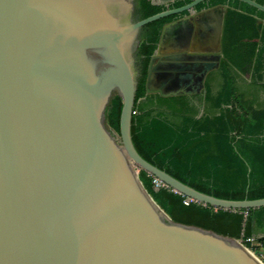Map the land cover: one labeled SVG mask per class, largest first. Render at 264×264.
I'll return each mask as SVG.
<instances>
[{
    "label": "water",
    "instance_id": "95a60500",
    "mask_svg": "<svg viewBox=\"0 0 264 264\" xmlns=\"http://www.w3.org/2000/svg\"><path fill=\"white\" fill-rule=\"evenodd\" d=\"M203 1L139 20L136 0H0V264H262L232 238L172 221L137 177L215 209L264 207L201 193L132 142L143 27ZM114 95L118 134L106 125Z\"/></svg>",
    "mask_w": 264,
    "mask_h": 264
},
{
    "label": "trees",
    "instance_id": "16d2710c",
    "mask_svg": "<svg viewBox=\"0 0 264 264\" xmlns=\"http://www.w3.org/2000/svg\"><path fill=\"white\" fill-rule=\"evenodd\" d=\"M193 0H175L168 7L137 0V19ZM264 6V0H254ZM226 5L223 60L220 85L215 96L206 88L212 113L198 116L186 99L175 107L158 99L162 111L145 110L153 101L146 95L147 71L161 29L167 22L188 12L171 15L143 27L137 49L140 75L131 119V138L138 154L191 188L220 199L242 201L264 199V112L252 114L239 91L237 80L246 87L264 89V13L238 0H205L192 11ZM262 21V23H260ZM242 75V76H241ZM241 96V97H240ZM146 98L147 102L141 100ZM176 102V101H174ZM121 99L114 95L106 110V125L119 133ZM141 185L154 203L174 222L212 231L232 238L247 250L251 240L264 248V207L222 210L203 205L173 192L155 188L153 177L139 169Z\"/></svg>",
    "mask_w": 264,
    "mask_h": 264
},
{
    "label": "crops",
    "instance_id": "0c3cea01",
    "mask_svg": "<svg viewBox=\"0 0 264 264\" xmlns=\"http://www.w3.org/2000/svg\"><path fill=\"white\" fill-rule=\"evenodd\" d=\"M227 10L228 8L223 11L218 5L206 10L203 9L192 14V16L186 14L167 22L173 24L167 27L160 44L159 35L156 43V54L154 53L150 59L151 73L148 76V86L150 90L154 89L151 93H155L156 96L163 95L165 92L163 88L167 84L164 78L169 76H171V79L177 78L178 81L180 80L179 86H181L189 74L191 63L194 62L202 67L214 65L211 70H219L220 72L223 60V35ZM220 53H222V57L219 61L207 59L218 56ZM242 78L244 82H250L249 77L242 76ZM206 89H204V92L201 91L205 95L207 94ZM218 90L210 88L212 95H216ZM178 93L177 91L171 94L176 95ZM259 251L264 259V248L260 247Z\"/></svg>",
    "mask_w": 264,
    "mask_h": 264
},
{
    "label": "flooded vegetation",
    "instance_id": "af4514ba",
    "mask_svg": "<svg viewBox=\"0 0 264 264\" xmlns=\"http://www.w3.org/2000/svg\"><path fill=\"white\" fill-rule=\"evenodd\" d=\"M143 36H144V31L142 32V38ZM191 64L192 65H190L189 74L187 75V78L183 81L181 86H179L180 80L178 81L177 78L171 79L170 78L171 76H169V77L164 78L165 79L164 81H166L167 84L163 88V90L165 91L163 95L159 94L160 96H156L155 93H146L147 97H149L153 101L152 106L154 108L156 106L158 107L157 102L159 98H165V99L172 101L175 104V107L177 108L180 107V104L183 102L184 99H186L187 101L190 102L189 106L191 108L200 110V115H202L203 113H212V110L210 109L211 108L210 103H207V96L203 92L207 86L210 87L212 90H215L216 87H218L220 83V79H221L220 72L219 70H210L206 74L201 88H199V85H198L199 81L197 79V76H198V71L202 70L203 67L199 66L198 63H195V62ZM237 84L241 86L246 85L245 83L239 80H237ZM151 90L154 91V89H151ZM177 91L179 92L178 94L176 95L171 94L172 92H177ZM188 91H194V92L191 94H187ZM141 102L146 103L147 102L146 98H143Z\"/></svg>",
    "mask_w": 264,
    "mask_h": 264
},
{
    "label": "rangeland",
    "instance_id": "374dc122",
    "mask_svg": "<svg viewBox=\"0 0 264 264\" xmlns=\"http://www.w3.org/2000/svg\"><path fill=\"white\" fill-rule=\"evenodd\" d=\"M260 23H262V21H260ZM139 60V59H138ZM244 77H249L247 75H249V73L246 74H242ZM220 85V84H219ZM239 91H241L242 93L244 92L245 94L243 95V99L248 103V110L252 113V114H257L260 112H264V89H250L248 87H246V85H238ZM219 89V86L216 87L215 90ZM241 97V96H240ZM148 109H152L154 110V112L157 111H162V108L160 106H156L155 108L152 105H149L145 108V110ZM195 113H198V116H200V110L199 109H193ZM136 170L138 171L139 169L136 168ZM259 245L256 244L254 241H251V247L248 249V251L255 257L257 258L262 264L264 259L259 251Z\"/></svg>",
    "mask_w": 264,
    "mask_h": 264
},
{
    "label": "built area",
    "instance_id": "2783aa9c",
    "mask_svg": "<svg viewBox=\"0 0 264 264\" xmlns=\"http://www.w3.org/2000/svg\"><path fill=\"white\" fill-rule=\"evenodd\" d=\"M153 184H154L155 188L166 187L162 182H160L155 177H153ZM251 241H253V240H251Z\"/></svg>",
    "mask_w": 264,
    "mask_h": 264
}]
</instances>
